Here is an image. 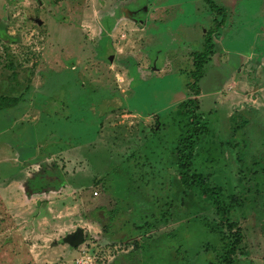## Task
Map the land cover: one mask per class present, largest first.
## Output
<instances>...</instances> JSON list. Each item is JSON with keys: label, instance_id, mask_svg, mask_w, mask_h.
Segmentation results:
<instances>
[{"label": "rangeland", "instance_id": "374dc122", "mask_svg": "<svg viewBox=\"0 0 264 264\" xmlns=\"http://www.w3.org/2000/svg\"><path fill=\"white\" fill-rule=\"evenodd\" d=\"M130 1L126 10L136 17L143 18L149 4L165 1L182 3L186 13L174 9L169 20L146 30L143 52L130 46L128 53L110 50L108 39L77 32L78 20L68 30L58 27L66 15L48 2L43 11L35 0H0V107L21 98L16 108L0 113L1 131L12 125L0 140L19 156V169L0 163V180L20 168L36 171L28 165L48 160L68 183L83 185L60 195L50 209L67 212L53 240L57 252L64 248L66 254L42 257L40 251L56 249L42 242V227L35 230L40 220L3 215L1 206L0 264H72L74 251L63 239L83 216L92 223L79 225V248L90 250L93 264H224L235 231L221 224L211 198L198 187H183L177 166L191 124L180 105L189 98L199 104L196 116L204 130L187 157L189 176L220 190L219 205L242 236L232 264H264V0H213L227 10L228 28L194 97L187 89L189 54L203 51V29L212 26L208 7L199 0L193 16L188 0ZM192 23L201 29H178ZM130 30L128 24L126 40L133 39ZM220 43L230 52L227 58ZM252 51L256 61L241 68L235 53L247 57ZM145 58L158 71L142 69ZM25 251L29 259H18Z\"/></svg>", "mask_w": 264, "mask_h": 264}, {"label": "crops", "instance_id": "0c3cea01", "mask_svg": "<svg viewBox=\"0 0 264 264\" xmlns=\"http://www.w3.org/2000/svg\"><path fill=\"white\" fill-rule=\"evenodd\" d=\"M35 1L39 5L40 9L43 11L46 5H48L49 3V5L52 8H54L57 13L63 12L66 15V22L63 24L57 23L56 25L58 27H61L62 25L63 27L67 28L71 23H73V19L78 20V30L79 31L77 32H81V33L84 32L88 39L100 38L99 39L100 42L103 39L104 40L108 39L110 43V50L115 51V49L121 47L128 53L129 51H131L128 49L130 46H131L130 48L135 47L138 50L137 52L139 51L143 52V49H144L143 45L145 44L143 40L145 39L144 37L146 36L144 33H147L146 30L148 28L150 29V27L152 29L155 28V23L157 21L169 20L170 19L169 15L174 9H178L179 12H181V14L183 15L186 13V10H182V3L180 2L170 3L169 1H165L161 5H156L155 3L149 4L148 8L144 9L145 15L143 18L136 17L135 15L136 13L131 12L133 10H129V9L126 10V6L131 2L130 0H44V2L43 0H35ZM188 2L190 4H193L192 6L189 5L188 8L190 10H193L191 12L194 16L195 13H198L197 6L200 5L199 0H194L193 2L188 0ZM222 9L224 11L226 10L224 8ZM226 11H225V18H224L223 26H221L220 29L216 33H214L212 36V42H213L212 54L210 56V60L203 66V68L210 63L212 64L213 59L216 57L215 49H216L217 42L221 41V37L223 33L226 32L228 28V21H227L228 17H227ZM209 13L211 16L212 26L208 28V30L203 29L204 30L202 34L203 50H204V37L206 33L210 30H213L215 24L221 20V16H219L218 14L212 15L210 10H209ZM55 15L57 14L55 13ZM75 16L78 17V19H76ZM53 18L56 19V17H53ZM6 19L8 21L11 18L6 15ZM128 24L131 25L130 31H131V34L133 35V39L126 40V37L124 35V28H126ZM70 27H68L67 30ZM201 27L202 26L199 25L198 23H192L191 25H186L185 27L183 25H180L178 29L180 28V30H182L184 28H189L187 33H190V32L194 33L198 29H201ZM76 28L77 26L74 28V30ZM187 33H186V36H187ZM99 41L98 43H100ZM219 48H220V53H221L220 55L227 58L230 54L227 47L224 46L223 43H220ZM132 51L134 50L132 49ZM195 53H201V52H192L189 54V57L192 62L191 69L189 71L190 73H192L194 70L193 55ZM235 54L238 60L240 61L238 64L241 66V68L243 66H247L251 60L256 61V52H253V51L250 52L247 55V57L241 56L238 53H235ZM119 58H120V55L118 56L117 59ZM181 58L182 60L184 59L183 56H181ZM144 60H145V67H142V69L146 71H149V70L158 71L155 68L154 64L152 65V63L147 62V58H145ZM259 61L254 62V63L260 64ZM121 68H120V71L126 69V67L122 69ZM203 77H204V74L202 71V77L198 81L197 85H199ZM119 80H120V83L123 82L122 78H119ZM128 83L130 85L129 81L126 82V84ZM123 85L124 84H122V86ZM199 91L201 93V90ZM208 95H212V94H208ZM13 99H15V101L17 100L15 105L12 107H9V106L0 107V113L7 111L8 108H10V110L14 109L16 108V106L19 105L20 100H21L20 96L13 97ZM25 115H28V114L24 112L20 120H23L25 118L23 116ZM37 119L35 117H32L31 120H37ZM11 127L12 125L6 126L4 131H1V129L3 128L0 127V131H1L0 136L4 135L5 133L8 134L11 130ZM18 158L19 156L17 155V151L13 148V146L9 144H5L4 141L0 140V163L5 162L8 164L9 163L16 164L17 161L19 162ZM46 163H48V160L42 161V162L36 161L33 164L28 165V167H31V168L37 167L38 170L35 171L34 169L28 170V168H20L18 175H15L11 178L0 180V198L2 197L4 198V201H7L6 204H4V201L0 200V207L3 206V209H1L2 214L3 215L5 214L15 215L17 213L20 216L21 215L35 216L37 220L38 219L40 220L38 223H35V230L38 232L39 227H42V229L40 230L41 231L40 234H42V236L44 237L42 239V242H44L46 245L49 243V248L52 247V244H54L52 248L56 249V251L50 253V252H46L42 250L40 251L42 257L44 256L43 254L49 255V256H51L52 254L58 255L59 252L61 255L63 253L66 254V250L64 248H62L61 250L57 252L58 245L57 243H54L53 240H55L58 237L59 235L57 234L58 224L60 225V222H62V218L68 217L67 212H65L64 208L62 212H59V210H56L55 212H51L50 209L56 208L57 206L56 199L60 197V195L67 193V191L73 193V192H79L80 190H83V185L81 183L76 182L77 184H80L81 187H77V186L72 185L71 183H68L67 179L64 178L65 175H62V174L60 175L59 173L60 170L57 168H53L54 166L56 167V165H52L51 163V165L48 166ZM21 167H22V164H21ZM17 168H18V165H17ZM87 187L89 188V185ZM87 196H83V197L86 198ZM61 197H64V196H61ZM10 199H13V200L16 199L15 204H12L10 202ZM85 213L86 215H89L90 210L86 209ZM94 221L96 222V220ZM84 223H87V224L89 223L91 225L92 222L90 219H87L83 216V219L76 223L77 228L82 230L81 229L82 226H79V225H82ZM70 227L71 226H68L65 232H67L68 228ZM65 228L62 227V229L59 231L62 232V230H65ZM83 235H84V232H83ZM64 244L74 251L75 256L72 260V264H74V259L76 258L78 249L81 245L78 246L76 249H74L73 247L69 246L65 242ZM40 246L43 247L44 244ZM21 255L25 257V260L29 259V256L26 251H25V254H20L19 256H17L18 259Z\"/></svg>", "mask_w": 264, "mask_h": 264}, {"label": "trees", "instance_id": "16d2710c", "mask_svg": "<svg viewBox=\"0 0 264 264\" xmlns=\"http://www.w3.org/2000/svg\"><path fill=\"white\" fill-rule=\"evenodd\" d=\"M208 6L212 15H221V20L215 24L214 29L206 33L204 37V50L201 53H195L193 55V66L194 70L190 74V83L187 86L188 91L192 96H198V81L202 77L203 66L210 60V56L213 50L212 36L216 33L221 26L224 24L225 11L216 6L213 0H203ZM198 102L194 99H187L180 105V112L182 115H187L191 119L190 127L185 131L182 142L183 147L177 152L176 157L178 159L177 166L180 170V177L183 181V187L186 190H192L198 187V191L205 197L212 199V206L217 214L221 216V224L227 229V231H235L236 240L232 247L225 255L224 264H232L233 257L235 255L236 247L241 243L242 236L239 233L238 227L234 224H229L227 218L225 217V211L219 205L220 190L219 189H209L206 182L200 178L196 177L191 179L189 176V164L187 157L193 155L196 138L202 135L203 128L200 126L202 118L196 116V111L198 110ZM194 138V142L192 139Z\"/></svg>", "mask_w": 264, "mask_h": 264}, {"label": "water", "instance_id": "95a60500", "mask_svg": "<svg viewBox=\"0 0 264 264\" xmlns=\"http://www.w3.org/2000/svg\"><path fill=\"white\" fill-rule=\"evenodd\" d=\"M83 241H84V235H83V231L80 229H77L75 232L66 236V238L64 239V242L73 248L82 245Z\"/></svg>", "mask_w": 264, "mask_h": 264}, {"label": "built area", "instance_id": "2783aa9c", "mask_svg": "<svg viewBox=\"0 0 264 264\" xmlns=\"http://www.w3.org/2000/svg\"><path fill=\"white\" fill-rule=\"evenodd\" d=\"M93 256L90 255L89 250L85 248H79L77 256L74 259V264H93Z\"/></svg>", "mask_w": 264, "mask_h": 264}]
</instances>
